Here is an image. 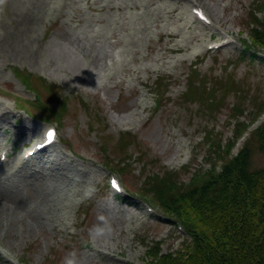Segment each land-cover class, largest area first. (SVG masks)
Wrapping results in <instances>:
<instances>
[{
	"label": "rangeland",
	"instance_id": "374dc122",
	"mask_svg": "<svg viewBox=\"0 0 264 264\" xmlns=\"http://www.w3.org/2000/svg\"><path fill=\"white\" fill-rule=\"evenodd\" d=\"M148 1L45 0L47 16L25 51L17 37L18 3L0 0V104L11 113L0 120L6 128L0 142L22 148L43 127L58 133L49 152L32 163L19 167L13 156L0 170L2 204L22 199L34 203L32 210L44 198L43 179L59 193L52 222L26 215L0 223V264H144L155 246L163 254L182 251L188 242L177 222L136 193L147 177L166 171L187 185L213 165L220 170L213 141L227 148L243 129L252 132L264 121V49L243 48V41L250 42L252 12L263 10L264 0H203L210 21L217 20L208 10L215 6L217 21L230 33L213 42L233 41L218 51L207 49L210 30L195 20L190 4L169 13L162 2ZM190 19L188 29L179 28ZM133 37H140L134 46ZM176 46L182 48L174 51ZM27 75L31 88L21 81ZM216 78H233L240 87L229 94L215 90L221 109L179 100L188 79L214 88ZM164 82L165 99L159 100L164 85L158 90L156 84ZM26 124L34 128L30 134L21 133ZM246 138L231 148L232 155ZM124 164L123 174L118 165ZM261 165L264 155L255 149L252 166ZM59 167L71 182H63ZM110 176L124 190L119 197L107 189Z\"/></svg>",
	"mask_w": 264,
	"mask_h": 264
},
{
	"label": "trees",
	"instance_id": "16d2710c",
	"mask_svg": "<svg viewBox=\"0 0 264 264\" xmlns=\"http://www.w3.org/2000/svg\"><path fill=\"white\" fill-rule=\"evenodd\" d=\"M251 18L250 42L243 41L245 48L262 50L264 22L254 11ZM240 58L243 59L239 57L238 61ZM28 76L21 81L31 88ZM238 83L233 78L230 81L216 78L212 87H220L214 89L204 84L198 87L199 81L188 79L179 100H202L215 112L222 108L223 101L213 95L215 90L229 94L235 92L233 89H240ZM167 84H156L158 90L164 85L162 94H158L161 100L165 99ZM17 101L23 106L21 100ZM39 110L44 111V108ZM240 113L234 119L241 116ZM235 132L238 134L237 129ZM213 142L212 147L222 160L220 171L212 167L215 173L211 170L196 175L187 185L181 184L179 175L170 171L147 177V183L143 182L137 194L154 203L165 217L180 222L188 242L182 251L175 253H160L155 246L144 264H264V165L252 166L255 149L264 155V122L249 135L236 155L231 154L233 144L220 149L219 144ZM118 166L124 174L126 164Z\"/></svg>",
	"mask_w": 264,
	"mask_h": 264
},
{
	"label": "bare ground",
	"instance_id": "6f19581e",
	"mask_svg": "<svg viewBox=\"0 0 264 264\" xmlns=\"http://www.w3.org/2000/svg\"><path fill=\"white\" fill-rule=\"evenodd\" d=\"M9 1L18 3L19 13H18L17 19H18V25L20 26V34L17 35V37H19V40L21 42V47L26 51V48L29 49L30 44L36 41V37H37L35 36L36 25L39 22L43 21V18L47 16L48 12L47 13L44 12V6L42 4L43 2H45V0H9ZM161 2L163 4H160V6L159 5L158 6L159 7L168 6L169 13H175L177 11L181 12V10L183 12L185 10V6L188 7L189 4L191 6L197 5V7H192V9H199L200 7L206 8L205 5L203 4V0H160L157 2H152L150 0L148 1L149 4L161 3ZM165 3H168V4L166 5ZM178 3H181V4L178 5ZM224 9H227V7H224ZM208 10L213 14L212 16L216 17L217 20L220 19V17L214 14L217 11V8L215 6L214 8H209ZM178 19L183 20L182 17L181 18L178 17ZM217 20L213 19L214 23L212 21V23L208 25V29L210 30V34H209V38H211L210 40L217 37V35H221V34L229 35L230 34L229 31L226 30L223 27V25L220 24L219 21ZM192 21L193 20L190 19L187 23H184L183 28L181 27L179 28L188 29L189 23ZM16 33H17V30H16ZM171 36L172 37L177 36V33L176 32L169 33L168 37H171ZM139 38L140 37H133L131 44L133 46L136 45L139 42L138 41ZM232 44L233 42L228 41L227 44L224 46H230ZM181 48H182L181 46H176L173 48V50L178 51ZM5 108H7V105L5 103L0 104V120L7 119L5 117L11 114L9 111L5 110ZM5 129L6 128L0 127V135ZM32 131H34V128L32 125L26 124L22 126L21 133L30 134ZM0 147L3 148L2 143H0ZM19 160L20 158L17 159V161L21 163V161ZM46 162H51V159L48 157L46 159ZM59 170L60 171L58 172L60 173V175H63V177L65 178L63 179V182L64 180L67 183L71 182L70 180L71 177L64 173L65 169L59 167ZM43 180L41 183V187H42L41 193L42 195H44L43 196L44 198L40 203L35 202L34 208L32 210L31 208L34 203L24 205V201L22 199L17 200L16 198L15 199L13 198L9 200L10 204H2V200L5 195L0 193V199H1L0 200V223H3V222L14 223L19 220H23L24 216L26 215H28L29 217L32 216V219L36 220L37 222H39V220L52 222L53 214L55 210L57 209L54 198L56 196V199H57L59 197V193L56 192L57 189L54 186L51 187L47 185Z\"/></svg>",
	"mask_w": 264,
	"mask_h": 264
},
{
	"label": "snow or ice",
	"instance_id": "6c2138e0",
	"mask_svg": "<svg viewBox=\"0 0 264 264\" xmlns=\"http://www.w3.org/2000/svg\"><path fill=\"white\" fill-rule=\"evenodd\" d=\"M48 135H49V137H52L54 134L53 133H49Z\"/></svg>",
	"mask_w": 264,
	"mask_h": 264
}]
</instances>
